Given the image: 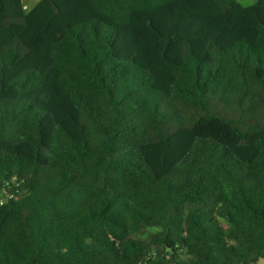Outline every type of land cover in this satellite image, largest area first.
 <instances>
[{"label":"trees","instance_id":"trees-1","mask_svg":"<svg viewBox=\"0 0 264 264\" xmlns=\"http://www.w3.org/2000/svg\"><path fill=\"white\" fill-rule=\"evenodd\" d=\"M0 264L264 261V0H0Z\"/></svg>","mask_w":264,"mask_h":264},{"label":"rangeland","instance_id":"rangeland-1","mask_svg":"<svg viewBox=\"0 0 264 264\" xmlns=\"http://www.w3.org/2000/svg\"><path fill=\"white\" fill-rule=\"evenodd\" d=\"M38 0H23L26 10H30ZM242 6L256 5L258 0H236ZM260 264H264V261H260Z\"/></svg>","mask_w":264,"mask_h":264},{"label":"built area","instance_id":"built-area-1","mask_svg":"<svg viewBox=\"0 0 264 264\" xmlns=\"http://www.w3.org/2000/svg\"><path fill=\"white\" fill-rule=\"evenodd\" d=\"M0 204H2V201L0 200Z\"/></svg>","mask_w":264,"mask_h":264},{"label":"crops","instance_id":"crops-1","mask_svg":"<svg viewBox=\"0 0 264 264\" xmlns=\"http://www.w3.org/2000/svg\"><path fill=\"white\" fill-rule=\"evenodd\" d=\"M22 1H23V0H22ZM23 3H24V2H23ZM36 3H37V2H36ZM36 3H35V4H36ZM35 4H34V5H35Z\"/></svg>","mask_w":264,"mask_h":264}]
</instances>
